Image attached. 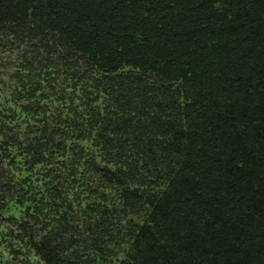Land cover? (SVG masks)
<instances>
[{
    "label": "trees",
    "instance_id": "obj_1",
    "mask_svg": "<svg viewBox=\"0 0 264 264\" xmlns=\"http://www.w3.org/2000/svg\"><path fill=\"white\" fill-rule=\"evenodd\" d=\"M0 235L11 264H264V0H0Z\"/></svg>",
    "mask_w": 264,
    "mask_h": 264
},
{
    "label": "rangeland",
    "instance_id": "obj_2",
    "mask_svg": "<svg viewBox=\"0 0 264 264\" xmlns=\"http://www.w3.org/2000/svg\"><path fill=\"white\" fill-rule=\"evenodd\" d=\"M10 252H8V249L5 247L4 243L2 242V238L0 235V264H11ZM13 264H15V260L13 261ZM17 264V263H16Z\"/></svg>",
    "mask_w": 264,
    "mask_h": 264
}]
</instances>
